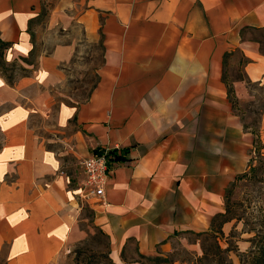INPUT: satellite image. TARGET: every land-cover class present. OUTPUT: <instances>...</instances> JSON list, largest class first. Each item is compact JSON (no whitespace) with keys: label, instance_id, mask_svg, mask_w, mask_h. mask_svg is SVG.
I'll use <instances>...</instances> for the list:
<instances>
[{"label":"crops","instance_id":"crops-1","mask_svg":"<svg viewBox=\"0 0 264 264\" xmlns=\"http://www.w3.org/2000/svg\"><path fill=\"white\" fill-rule=\"evenodd\" d=\"M55 5L44 16V0H0L5 59L34 57L12 84L0 73V261L53 264L82 238L73 190L81 161L104 148L116 161L103 196L85 204L111 258L130 248L153 255L175 232L207 230L252 158L255 133L223 75L238 51L246 62L234 96L245 98L247 82L264 84V54L245 37L264 29V0ZM36 19L43 31L31 27ZM41 35L50 49H37ZM95 44L96 81L78 97L71 73L93 70L86 47ZM259 134L264 145V112Z\"/></svg>","mask_w":264,"mask_h":264},{"label":"rangeland","instance_id":"rangeland-1","mask_svg":"<svg viewBox=\"0 0 264 264\" xmlns=\"http://www.w3.org/2000/svg\"><path fill=\"white\" fill-rule=\"evenodd\" d=\"M58 1L44 0V12L42 11V15H47L50 9L56 7L55 4ZM67 7L72 9L69 4L64 7V10L67 11ZM44 22L36 19L31 27L39 28L43 31L45 28ZM245 37L257 42L259 50L264 54V29L250 31L245 34ZM39 41L37 49L41 51L50 49L53 40L51 36L47 38L41 35ZM86 49L88 52L90 51L87 61L89 62L90 60L92 62L93 70H84V66H82V68H76L71 73L73 74L71 87L73 88L78 84L77 87L80 90L77 94L78 97L85 94V90L81 92L80 86L89 88L90 83L96 81L95 69L101 61L100 44L87 46ZM229 59L230 61L227 62L229 66L226 68L228 83L231 84L233 80H243L244 77L241 71L242 56L237 51ZM21 62L33 64L34 57L30 56ZM21 62L17 59L7 61L4 54V58L0 59V64H5L2 67L0 66V70H4L3 74L6 78L15 79L22 72L19 69V64L22 65ZM24 67L29 69L27 66ZM85 80L86 83H81ZM246 89L247 95L245 98L239 99L235 97V102L232 104L237 114L241 117L243 125L246 126L245 129L257 133L255 134L249 167L243 175H238L227 187L224 201L228 205V212L224 217L217 219L214 227H211L210 224V227L205 231L185 230L175 232L170 237L166 248L157 250V253L153 254L162 257L166 256L172 261L165 264H202L199 261V257L203 255V247L209 246L208 244H212V241H217L226 250V264H239V255L244 257L252 250L251 239L255 232H264V145L261 143L259 134L261 115L264 112V84L247 82ZM85 203L79 201L81 218H83L80 220L83 230L82 238L53 264H83L86 261L101 264H148V261L132 248H130L128 254H123V259L114 260L111 258L107 237L92 223L91 209ZM222 212H225V207ZM223 218H227L228 221L222 223L220 229H218V224ZM0 264L8 263L1 260ZM205 264L213 263L206 262Z\"/></svg>","mask_w":264,"mask_h":264},{"label":"trees","instance_id":"trees-1","mask_svg":"<svg viewBox=\"0 0 264 264\" xmlns=\"http://www.w3.org/2000/svg\"><path fill=\"white\" fill-rule=\"evenodd\" d=\"M10 46H11L10 42L4 41L0 38V59L4 58V54L6 53L7 49ZM31 55H33V51L31 52ZM244 62H246L245 59H243V63ZM4 64H0V66L2 67ZM19 66H20L19 69L22 72L20 74H18V76L24 75L30 71V69H27L23 65L19 64ZM3 71H1V74L4 76ZM223 78L226 80V74L223 75ZM7 81L10 84L13 83V79H11V78H7ZM228 94H229V97L231 99V102L234 104L235 96H234L233 87L230 83L228 84ZM243 126H244V128H246L245 125H243ZM255 134H257V133L255 132ZM243 174H241V175H243ZM227 212H228V205L225 203V212L218 213L217 215H215L213 217V219L211 221V227H214V224L217 221V219L224 217ZM226 221H228L227 218L221 219L220 223L218 224V229H220L221 224L226 222ZM251 241H252V250L249 253H247L244 257L242 255H239V264H264V232H261V231L255 232ZM208 245L209 246L203 247V255H201L199 257V261L202 264H205L206 262H208V263L211 262L213 264H226L227 263L226 256H225L226 250L223 249L217 243V241H212V244H208ZM141 257L144 258L145 260H147L148 264H165V263L172 262L166 256L162 257L159 255H149V256L141 255ZM83 264H101V263H94L92 261H86ZM108 264H113V263H108ZM142 264H146V263H142Z\"/></svg>","mask_w":264,"mask_h":264},{"label":"built area","instance_id":"built-area-1","mask_svg":"<svg viewBox=\"0 0 264 264\" xmlns=\"http://www.w3.org/2000/svg\"><path fill=\"white\" fill-rule=\"evenodd\" d=\"M116 161L113 148H104L81 161L82 180L75 187L78 201L85 202L93 196H103L110 166Z\"/></svg>","mask_w":264,"mask_h":264}]
</instances>
